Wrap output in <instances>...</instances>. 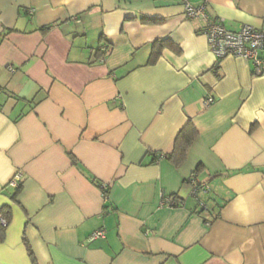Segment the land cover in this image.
I'll return each instance as SVG.
<instances>
[{
	"label": "crops",
	"instance_id": "obj_1",
	"mask_svg": "<svg viewBox=\"0 0 264 264\" xmlns=\"http://www.w3.org/2000/svg\"><path fill=\"white\" fill-rule=\"evenodd\" d=\"M188 2L231 31H264V0ZM185 11L0 0V264H33L29 247L37 264H264V74L219 61ZM164 39L174 47L150 64ZM189 121L198 138L177 167L167 157ZM194 175L209 186L197 198Z\"/></svg>",
	"mask_w": 264,
	"mask_h": 264
},
{
	"label": "built area",
	"instance_id": "obj_2",
	"mask_svg": "<svg viewBox=\"0 0 264 264\" xmlns=\"http://www.w3.org/2000/svg\"><path fill=\"white\" fill-rule=\"evenodd\" d=\"M185 3V17L190 20H204L206 23L205 36L207 38L208 46L212 53L219 61L230 57H237L244 59L252 64L255 69L256 75L264 74V62L261 58V53H264V31H258L252 26L244 25L238 31H231L224 25V21L210 20L204 7H193L188 0H181ZM11 72L14 69L10 68ZM215 102V99L208 96L204 100L206 107L211 106ZM194 175L191 179L193 185V197L197 198V191L201 190L204 193L209 192V186L200 182ZM24 180V176L21 171H17L8 186L12 188H19ZM107 186H103V189H107ZM163 204L169 207L178 205L175 199L169 197H163ZM3 224H6L3 222ZM106 231L100 229L93 232L87 239L89 243L94 241L105 239Z\"/></svg>",
	"mask_w": 264,
	"mask_h": 264
},
{
	"label": "trees",
	"instance_id": "obj_3",
	"mask_svg": "<svg viewBox=\"0 0 264 264\" xmlns=\"http://www.w3.org/2000/svg\"><path fill=\"white\" fill-rule=\"evenodd\" d=\"M149 22H156L152 20H147ZM47 30V29H45ZM44 30V31H45ZM174 45L169 39H164L155 42L152 45V55L150 58V64H153L158 57L161 55V52L165 48H173ZM198 138V131L194 124L189 121L185 127L179 132L176 141H175V146H174V152L172 155L168 156V160H170L175 166L179 167L181 166L186 158L188 151L191 147V145L194 143V141ZM74 164L78 165L76 160L74 159ZM201 168L198 167L197 171H200ZM83 173L89 177V179L98 187H100L105 199L108 198V188L103 189V185L100 184L97 180H95L89 173H87L85 170H83ZM18 189V188H17ZM5 222L6 224H3ZM11 222V209L4 208L0 210V243H4L6 241V235H7V229L10 225ZM30 256L32 258L33 264H37L36 258L34 257L33 252L31 251L30 247Z\"/></svg>",
	"mask_w": 264,
	"mask_h": 264
}]
</instances>
